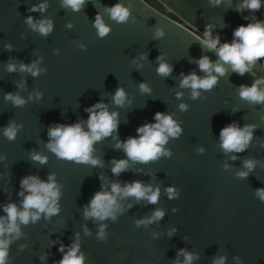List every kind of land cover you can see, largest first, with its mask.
<instances>
[{
    "label": "water",
    "instance_id": "1",
    "mask_svg": "<svg viewBox=\"0 0 264 264\" xmlns=\"http://www.w3.org/2000/svg\"><path fill=\"white\" fill-rule=\"evenodd\" d=\"M117 2L129 9L126 22L117 23L106 11ZM242 3L87 0L75 12L62 6L63 0H0V216H6L5 204L20 206V180L26 175L47 181L54 174L60 192L58 214L46 218L42 213L35 223L19 224L21 235L12 238L6 264H53L63 256L60 245L67 252L73 242L84 264H184L186 254L192 255L191 264H214L221 257L224 264H264V201L256 193L264 188V104L239 95L241 84L264 78V58L252 66L255 75L240 76L224 65L226 74L211 90H198L195 100L190 88L180 87L183 76L193 71L205 76L197 64L202 56L218 60L201 44L206 27L222 44L232 41L239 25L264 20V7L237 12ZM33 4L46 7L32 12ZM97 12L110 27L103 38L93 26ZM28 16L34 23L50 20L53 30L41 35L25 22ZM157 29L162 37L156 38ZM161 62L171 66L170 75L158 74ZM21 63H36L39 74L20 71ZM9 64L16 65L15 72L7 70ZM141 83L150 92H142ZM118 87L126 93L123 106L113 101ZM8 92L23 98L24 105L6 100ZM177 93L182 95L177 98ZM98 102L118 113L120 122L118 136L114 132L93 145L92 158L100 165L59 159L47 147L49 127L80 122L87 131L85 109ZM158 111L171 115L182 129L162 146L171 156L148 163L129 160L127 171L113 175V160L127 159L117 142L136 136L144 123H155ZM10 121L17 130L11 141L4 135ZM229 123L254 126L245 151L221 148L219 133ZM32 153L47 157V163L32 161ZM248 160L254 162L251 171L244 166ZM240 172L248 177L240 178ZM134 180L153 191L159 187L158 201L118 196L115 220L85 218L95 192H111L112 183L124 187ZM168 187L175 189L171 199ZM157 210L164 216L148 223ZM141 220L145 223L138 224ZM102 225L105 238L99 239Z\"/></svg>",
    "mask_w": 264,
    "mask_h": 264
},
{
    "label": "clouds",
    "instance_id": "2",
    "mask_svg": "<svg viewBox=\"0 0 264 264\" xmlns=\"http://www.w3.org/2000/svg\"><path fill=\"white\" fill-rule=\"evenodd\" d=\"M86 3L87 0H63L62 6L70 7L73 11L79 12ZM219 3H221V0H216V4L218 5ZM45 7L46 5L44 4H33L30 11H43ZM262 7H264L262 0H243V3L238 5L235 10L242 12L243 9H248L255 13ZM106 11L109 13L110 18L117 23L126 22L130 15L129 9L119 2L107 7ZM243 18L245 20L248 19L247 16ZM25 22L43 36H47L53 30V24L50 20H41L38 23H34L33 17L28 16ZM67 26L69 28L72 27L71 24ZM93 26L101 38L110 32V27L104 23L99 12L95 16ZM155 35L156 38H159L164 35V32L161 29H157ZM201 44L209 51H215L218 60L213 62L208 56H202L197 61V64L200 71L205 73V76L199 77L194 71L183 76L180 87L190 88L193 100L200 96L198 90H211L217 84L218 78L226 74L227 69L224 65H230L231 70L240 76H244L246 73L255 75L252 72V66L264 58V20L256 19L255 23L239 25L233 31L232 41L230 43L225 41L222 44L219 35L215 38L211 37L210 26H208L205 28V35L201 38ZM5 47L11 50V45H6ZM157 59L160 60L161 57H157ZM33 69H36V71H33ZM7 70L15 72L16 65L9 64ZM20 71L30 72L33 76L39 74L36 63L31 65L21 63ZM171 71V66L163 62L157 68L158 74L162 76L170 75ZM213 73L216 75H213ZM260 84H264V78L254 80L251 86L241 84L240 97L251 103L264 104V89L259 87ZM139 88L142 92H150L145 83H141ZM181 95L182 93H177V98ZM5 99L12 101L14 106H22L25 103L23 98L12 92L6 93ZM125 100L126 93L124 89L118 87L113 97L114 103L123 106ZM179 108L181 111H186L187 105L181 104ZM96 109L100 110L96 111ZM85 110L89 113L87 131L84 130L80 122L70 125L57 124L55 127H49V143L47 147L59 159L77 164H91L95 167L100 165V160L92 158L94 143L111 136L114 132L118 136L120 122L117 119L118 113H110L102 102L95 103ZM154 120L155 123L147 122L139 126L136 129V136H129L126 140L117 142L116 148H123L127 159L113 160L114 166L111 169L113 175L119 176L120 173L127 171L129 160L148 163L156 161L162 155L171 156V152L164 151L162 146L167 143L168 137L178 138L182 129L172 119L171 115H166L160 111L155 113ZM253 128L254 126L252 125H245L241 128L235 123L227 124L221 128L219 133L221 148L225 152L245 151L246 146L252 139L251 129ZM16 131V127L10 121L9 125L4 129V135L11 141L15 139ZM200 151L203 152V149ZM30 158L32 161L39 162L42 165L47 163V157L39 153H32ZM244 166L251 171L254 168V162L252 160L245 161ZM248 174V172H240L239 177L246 179ZM20 189L21 191L18 195L24 197L20 202V206L18 207L15 202H9L3 206V212L6 213V216H0V264H6V259L9 255L8 248L12 243V238H19L21 235L19 224L35 223L40 219L42 213L47 218L59 212L57 201L60 197V192L55 182L54 174H49L47 181L41 180L38 176L26 175L20 180ZM167 192L169 193V199L176 195L173 187H168ZM159 193V187L153 191L151 186H145L140 180L127 183L124 187H121L120 183H112L111 192L101 190L94 193L89 204L85 207L84 216L85 218L91 217L98 220L107 218L115 220L114 210L119 208L117 203L118 196H131L137 200L146 199L149 203L154 204L158 201ZM256 193L264 201V188L257 189ZM163 216L164 212L157 210L147 222L150 223L152 220L161 219ZM137 223H145V221L141 220ZM103 228L104 226L102 225L98 233L99 239L105 238ZM65 247L64 244L60 245L58 250L63 253V256L60 260L54 261L53 264H84L83 253L77 255L79 244L73 242L67 252L64 251ZM183 251V249L180 250V252ZM46 258L47 254L41 257V259ZM192 259L191 254H186L184 264H191ZM224 259L221 257L214 264H224Z\"/></svg>",
    "mask_w": 264,
    "mask_h": 264
}]
</instances>
